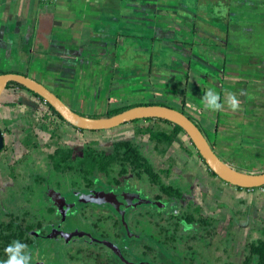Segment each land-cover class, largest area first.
<instances>
[{
    "label": "rangeland",
    "instance_id": "rangeland-1",
    "mask_svg": "<svg viewBox=\"0 0 264 264\" xmlns=\"http://www.w3.org/2000/svg\"><path fill=\"white\" fill-rule=\"evenodd\" d=\"M135 2L136 5H132V7L123 5L126 8L123 10L121 17L125 19V22H123L124 26L129 22L135 23L137 29L126 31L123 37L116 42L115 47L111 45L113 49H110V51L103 50L93 54L96 60H102L101 64L105 63V67L98 69L97 72L94 68L89 70V72L91 71V78L96 83L101 79L97 85L89 83L88 79L84 77L81 78V75L88 71V69L82 68V58L79 62L70 64L72 65L69 68L71 72H66V75L70 81L74 82V85L69 87L70 84L67 83L66 89L72 92L71 98L76 97L77 101L73 100L72 102L78 110L84 113L102 114L114 107L128 103L133 104L142 100V102L167 103L177 109L181 108L177 94H175V100H169L166 97L168 96L167 90L163 89V87L160 88V85H158L161 80L164 81L163 78L161 80H159L160 77L149 79V75L153 73L162 75L163 72H171L177 79V75L173 74V72L184 70L183 65L178 69L180 64H182L180 58L183 53V55L188 54L191 60H195L196 66L203 68L202 61L199 58V51L196 50L195 52L199 54V57L192 53L193 47L198 45L204 48L213 47L214 52L211 57L216 62H221L225 55L229 58L234 56V59L237 58V60L244 61L245 66L251 72L260 73V83L263 86L261 88L264 91V0L256 1L261 16H255L256 14L250 16L251 10L250 7H247L248 3L245 0H187L188 7L181 4L180 0H135ZM107 4L112 3L108 2ZM97 7L100 8L99 6ZM182 8H186V10L182 11ZM253 8L252 6L251 9ZM94 10H97L96 6L91 5L90 12ZM194 19L197 20L193 21ZM193 22L199 29H194ZM133 31H137V33ZM142 35H148V37H143ZM179 40L184 41V44ZM224 43H226L225 46H223ZM184 46L186 50L183 49ZM107 47L110 46L105 48ZM138 54L143 58H140V56L137 58ZM114 58H116V61H113ZM165 60L168 61L169 68L162 67ZM116 62L117 66L116 70H114L112 67ZM150 67L152 72L149 70ZM115 71L116 73H114ZM136 71L137 76L135 77ZM110 72L116 75L109 78ZM131 73L134 75H131ZM119 74H121V77H117L120 76ZM116 77L115 87H111L112 84L110 83ZM175 79H173V83L176 82ZM135 80L138 82H135ZM147 81L152 82L150 83L152 85L146 86L145 83ZM47 87L56 91L50 85H47ZM166 87L171 92L175 90L172 85ZM60 88L63 89L62 86ZM145 89L146 91L144 92ZM258 98L264 99V94H260ZM36 101L37 104H40L38 99ZM67 103L70 104L71 102L67 100ZM180 104L182 105V102ZM39 107L38 105L36 109L43 114L45 110ZM259 110L261 113L258 117H245L248 119L244 120L239 126V131L242 134H254L258 139L250 141V137L245 136L249 140L233 142L231 146L235 149H230L227 156L225 152L218 151L222 158L228 159L229 163L238 170L258 173L264 169V142H262V140L264 141V109L261 108ZM40 119H43V116ZM58 121L56 123L60 122ZM60 124L58 133L61 135L62 140L71 139L79 147L84 142L92 139H98L102 145H110L116 140H132L134 138V127L137 124L143 126L153 125L156 128L165 126V124L157 121L147 122L143 120L125 123L109 130H85L81 132L70 128L71 126L64 122H60ZM207 133L210 134L209 131ZM208 137L210 138V136ZM38 140L41 144V140L39 138ZM143 140L146 141L145 139ZM224 143L222 141L221 145L224 146ZM184 146L191 148L192 144L188 135L182 133L168 153V155L177 157V164L174 166L176 171H180L184 161ZM195 158L198 157L195 156ZM199 165L202 179L196 180L195 183L199 181V190H206L207 192V199L205 200H202L200 194L197 195L204 207L210 204H217L221 200H227L228 204L230 203V205L235 207L234 210L239 207L242 209L252 207L249 219H237L238 221H244L245 224H236L235 228H233L234 251L241 250L250 228L264 225V188H260L258 191L237 190L231 184H227L218 177L212 176L207 166L202 162ZM51 174L48 160L43 150L41 148L36 149L35 152L33 150L16 167L18 185L11 188L9 185L4 186L2 184H8L10 179L4 175V180L1 181L2 178L0 177V208L4 206L3 213L0 215L7 211L21 210L24 207L23 201L31 200L30 197H33L32 204L35 205L36 195L40 193V189L42 191L45 190L48 184H44L43 188H40L33 179L41 177L42 180L47 179L45 183L50 182L51 185H55L58 176L56 174L52 176ZM26 187L33 191V193H30L34 194V196L26 194L28 192L25 189ZM230 215V211L221 210L218 212L219 219L222 221H228ZM87 229L94 230L92 226L87 227ZM251 236L254 238L258 234L252 233Z\"/></svg>",
    "mask_w": 264,
    "mask_h": 264
},
{
    "label": "flooded vegetation",
    "instance_id": "flooded-vegetation-1",
    "mask_svg": "<svg viewBox=\"0 0 264 264\" xmlns=\"http://www.w3.org/2000/svg\"><path fill=\"white\" fill-rule=\"evenodd\" d=\"M184 1L180 3L188 7ZM245 1L250 16H261L258 0ZM145 137L142 140L147 145ZM134 140L135 133L131 141ZM86 142L80 147L73 140L69 143L79 152ZM113 142L99 145L109 151ZM145 153L151 155L148 149ZM168 153L165 158L173 156L177 161ZM195 156L185 150L183 163L186 157L190 163L198 159ZM199 164L195 171L187 173L174 169L178 174L172 180L185 187L180 196L155 189L136 173L121 174L118 170L57 177L55 185L45 183L47 179L34 178L40 188L48 185L36 195L35 205L33 197L23 201L36 218L34 237L28 245L31 264H251L246 249L249 242L264 235V225L251 227L241 250L234 251L233 228L245 224L237 219H249L252 207L234 210L227 200L223 206L217 203L204 207L197 195L205 200L207 192L199 190V181L195 183L202 179ZM5 185L15 186L12 179ZM25 189L26 194L33 193ZM221 210L231 212L228 221L219 219ZM91 226L94 230L87 229ZM252 233L258 236L253 238Z\"/></svg>",
    "mask_w": 264,
    "mask_h": 264
},
{
    "label": "crops",
    "instance_id": "crops-1",
    "mask_svg": "<svg viewBox=\"0 0 264 264\" xmlns=\"http://www.w3.org/2000/svg\"><path fill=\"white\" fill-rule=\"evenodd\" d=\"M108 2L112 4H107ZM91 5L96 6L97 10L90 12ZM123 5L132 7L136 2L135 0H0V74L17 72L33 77L46 86H52L66 103L67 100L71 102V105L67 103L69 106L80 111L72 102L77 101L76 97L71 98L72 92L66 89L67 83L70 84L69 87L74 85L66 72H71L70 64L79 62L82 58V68L88 71L82 74L81 78L88 79V82L94 85L101 81L99 79L96 83L90 76L91 71L89 72L90 68H94L97 72L98 69L105 67V63L101 64V59L94 58V52L110 51L126 31L137 29L135 23L129 22L125 24L126 27L124 26L125 19L121 16L126 7ZM129 15L132 16L131 13ZM197 28L194 25V29ZM133 32L137 33V31ZM142 36L148 37V35ZM106 46L112 48H105ZM212 48L199 45L193 47V55L199 57V54L195 53L196 50L200 53L199 58L203 68L196 66L195 60H191L188 54L183 55V53L180 58L182 64L178 69L183 65L184 70L173 72L177 75V79L171 72H163L162 75L153 73L149 75V79L163 78L164 81L161 80L158 85L167 90V99L175 100L177 94L180 107L182 100H185V110L201 123L207 132H210L209 136L216 145V152L220 154L219 152L223 151L227 156L230 149H235L231 146L233 142L258 139L254 134H242L239 126L248 119L245 117L259 116L261 113L259 109H264V99L258 97L260 94L263 95L264 91L261 88L263 86L260 83V73L251 72L244 61L234 59V56L229 58L225 55L224 61L222 59L221 62H216L211 57L214 52ZM183 49L186 50V47L184 46ZM139 56L138 54L137 58ZM113 61H116V58ZM168 64L165 60L162 67L169 68ZM116 66L117 62L112 68L116 70ZM151 69L150 67L149 70L152 72ZM110 73L109 78L116 75ZM119 75L117 77H121V74ZM117 77L111 81V87H115ZM150 83L152 82L147 81L145 85L151 86ZM168 85L174 86V92L168 90L166 87ZM61 86L63 89L60 88ZM208 88H213L220 94L222 103L227 93H234L241 102L240 110L233 112L226 104L224 110L220 112L205 109L201 97ZM37 99L40 104H37ZM38 105L47 112V106L38 97L29 90L15 85L7 88L1 95L0 128L5 136L6 146V149L0 152L1 181L4 180V175L11 181L9 166L26 152L23 143L29 128L34 129L42 145L51 136L52 126L48 121L40 119L45 112L41 114V111L36 109ZM245 136L250 138L247 139ZM67 141L70 142L71 139ZM219 141L221 143L224 141V146ZM223 159L229 163L228 159Z\"/></svg>",
    "mask_w": 264,
    "mask_h": 264
},
{
    "label": "trees",
    "instance_id": "trees-1",
    "mask_svg": "<svg viewBox=\"0 0 264 264\" xmlns=\"http://www.w3.org/2000/svg\"><path fill=\"white\" fill-rule=\"evenodd\" d=\"M179 41L182 43L184 42L181 40ZM12 85L25 88L18 83H9L7 88ZM51 90L55 92L53 89ZM32 93L47 106V112H45L44 120L48 121L52 126L50 131L51 136L45 144L41 145L39 143V140L37 139V134L35 133L34 129H28V135H25V142L23 143L26 148V152L22 156L17 158L10 166L12 183H14L15 185H18L16 176L17 165L19 163H22L33 150L35 152L36 149L41 148L48 160L49 171L52 173V175L56 174L61 179L66 178L67 175L71 176L74 174H90L95 172L109 173L118 170L121 174H127L130 172L138 174L141 178L146 179L148 184L152 185L155 189H162L166 192L178 196L184 193L185 187L175 184V182L172 180V178L174 179L176 174H178L174 170V166L177 164L176 159L173 156L165 158L166 154L178 139L180 134H186L181 126L161 118L138 119L133 122L143 120L147 122L157 121L165 124V127L159 126L158 128H156L153 125L143 126L137 124L134 128V141L116 140L111 145L110 150L107 151L106 149H104V147L99 145V140H90L84 144V147L79 152H76L72 144L63 141L61 135L58 133V125L60 122H64L69 126L72 125L65 121L63 117L54 109V107L45 102L42 97L34 92ZM143 104H161L174 107L167 103L141 101L133 104L117 106L109 109L107 112L102 114L85 115L91 117H106L117 114L133 106ZM178 109L191 117L194 122L201 128V130L204 131L206 136H209L201 123H199L185 110V100H182V107ZM77 112L84 114L80 111ZM57 121L59 123H56ZM144 136H147V145L143 143L142 138ZM208 139L210 140L212 147L216 149V145L211 141L209 137ZM190 142L193 149L192 147H185V150L191 157L197 155L198 159L193 160V162L190 163L188 162L189 158L186 157V161L181 165V173L195 171L198 168L199 161L207 166L205 160L200 155L191 139ZM5 149L6 146L3 148V150ZM146 149L151 152V155L145 153ZM207 169L213 176L218 177L212 170H210L208 166ZM262 171H264V169L260 172ZM35 179L39 180L41 178L38 179L37 177ZM220 180L225 182L222 179ZM233 187H235L237 190L257 191L258 189H260L259 187L254 189H246L238 186ZM262 188H264V186H262ZM218 205H226V202L221 201L218 203ZM2 211L3 209L0 210V214L3 213ZM250 211L251 209H249V213ZM35 220L36 218L34 212L27 207H23L18 211H7L4 214L0 215V261L7 259L5 248L12 241L20 240L27 245L31 243V240L34 237V227L36 222ZM246 254L248 256L251 255V264H253V261L255 264H264V235L258 240H253L248 243Z\"/></svg>",
    "mask_w": 264,
    "mask_h": 264
},
{
    "label": "water",
    "instance_id": "water-1",
    "mask_svg": "<svg viewBox=\"0 0 264 264\" xmlns=\"http://www.w3.org/2000/svg\"><path fill=\"white\" fill-rule=\"evenodd\" d=\"M9 83H18L38 94L49 103L72 126L90 131L109 130L138 119L161 118L183 128L192 140L207 166L225 182L246 189L264 186V171L246 172L235 168L225 161L212 147L203 130L184 112L177 108L161 104H143L133 106L117 114L106 117H91L81 114L69 106L59 95L42 82L25 74L6 72L0 74V98ZM5 147V136L0 128V152Z\"/></svg>",
    "mask_w": 264,
    "mask_h": 264
},
{
    "label": "clouds",
    "instance_id": "clouds-1",
    "mask_svg": "<svg viewBox=\"0 0 264 264\" xmlns=\"http://www.w3.org/2000/svg\"><path fill=\"white\" fill-rule=\"evenodd\" d=\"M226 13V9H225ZM203 107L212 112H220L224 110L225 104L233 112L240 110L241 102L234 93H227L225 101L222 103L220 94L213 88H208L204 91L201 97ZM5 253L7 259L0 261V264H31L32 254L26 243L20 240L12 241L6 248Z\"/></svg>",
    "mask_w": 264,
    "mask_h": 264
}]
</instances>
